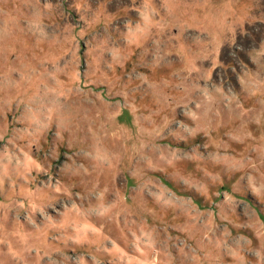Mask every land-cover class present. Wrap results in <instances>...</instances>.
I'll list each match as a JSON object with an SVG mask.
<instances>
[{
  "label": "rangeland",
  "instance_id": "1",
  "mask_svg": "<svg viewBox=\"0 0 264 264\" xmlns=\"http://www.w3.org/2000/svg\"><path fill=\"white\" fill-rule=\"evenodd\" d=\"M0 264H264V0H0Z\"/></svg>",
  "mask_w": 264,
  "mask_h": 264
}]
</instances>
